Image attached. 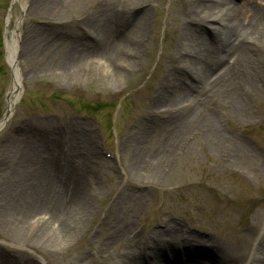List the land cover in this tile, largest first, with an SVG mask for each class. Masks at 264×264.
Here are the masks:
<instances>
[{
	"label": "rangeland",
	"instance_id": "1",
	"mask_svg": "<svg viewBox=\"0 0 264 264\" xmlns=\"http://www.w3.org/2000/svg\"><path fill=\"white\" fill-rule=\"evenodd\" d=\"M134 1L129 12V0H0V120L12 83L5 36L20 22L18 100L0 129V264H102L92 253L104 258L98 244L113 243L126 225L150 230L177 214L224 242L264 238V51L250 52L261 73L237 99L242 111L225 97L203 95L188 123L178 125L190 112L167 109L177 75L170 60L191 0ZM242 2L228 0L231 7ZM258 5L264 8V0ZM141 18L138 36L133 26ZM195 22L187 25L212 44L209 28ZM113 46L137 48V61L121 59L101 69L100 59ZM195 83L194 77L181 81L187 89ZM211 133L239 148L237 153L212 147ZM53 195L78 213L89 206L95 217L67 249L45 255L30 235L17 242L5 215L12 205H24L26 223L44 219L30 212L33 207L27 210L26 201L47 211L57 203ZM121 196L125 204L116 217L111 210ZM230 258L214 251L188 257L208 264ZM184 259L180 255L176 264Z\"/></svg>",
	"mask_w": 264,
	"mask_h": 264
},
{
	"label": "bare ground",
	"instance_id": "2",
	"mask_svg": "<svg viewBox=\"0 0 264 264\" xmlns=\"http://www.w3.org/2000/svg\"><path fill=\"white\" fill-rule=\"evenodd\" d=\"M19 1L13 0L12 5ZM205 1H209L210 4L202 3ZM205 1L191 0V6L185 10L184 23L178 32L179 36L173 47L174 54L170 60L175 68L174 73L177 75H174L172 83L173 96L167 98V109L168 111H180L184 115L190 112L189 116L182 117L178 125L188 123L189 117L191 118L192 114L205 102L202 98L203 95L225 97L227 103L234 105L233 108L242 111L237 99L241 98L242 91L248 94L244 86L247 84L255 86L260 79L261 70L250 55V52L260 53L264 51V8L258 5L260 0H242V4L237 7L229 6L228 0ZM128 3L127 8H132L135 1L129 0ZM140 6L142 5L140 4ZM21 9L23 11L25 8L22 7ZM129 10L131 9L128 8ZM101 13L104 14L105 11L102 12L101 9ZM90 18L91 21H96L97 14ZM191 19L196 21L197 25L200 24L209 28L213 45L197 36L187 25ZM9 20L10 17H8L7 24ZM19 26L20 22L17 23V30L11 34L10 38L7 34L5 36L6 56L12 70V83L7 98V112L0 120V129L6 124V116H11L18 100L17 90L20 86V77L16 56ZM143 26V18L139 19L133 26L138 36L142 34ZM105 30L106 27L103 26L99 31L98 38L100 40H102ZM138 56L137 48L126 49L121 46H113L112 50L107 51L99 62L103 63L101 69L106 70L105 68H111L114 63L116 66V63H119L121 59H126L125 62L131 64L137 61ZM189 77H194L197 83L190 84L187 89L181 84V81ZM194 91L197 92V95L191 96ZM207 124L210 125V129L213 128L211 121L207 120ZM208 136L211 137V142L215 143L212 147L220 146L222 149H229L231 154L237 153L239 150L233 145L221 143L224 140L220 138L218 133H211ZM46 151L51 157L53 146L49 140ZM71 155L72 153L69 154L68 158ZM157 166V162L153 160L151 168L155 171V168L158 169ZM57 184V182L52 183V189L56 188ZM21 187H25V183ZM52 197V202L55 203L56 201L57 203L53 204L55 206L47 211L44 209L38 211L35 208L36 205L28 201L25 202L27 210H31L28 208L33 207L34 209L30 212H40L35 217L44 215V219L39 218L37 220L34 217L35 221L26 223L21 216L25 210L24 205H20L18 208L12 205L5 215V221L12 226L11 233L16 241L20 242L24 239L26 241L30 235L32 245L45 255L56 254V252L67 249L69 243L83 228L84 224L95 217L94 211L87 205H83L78 213L70 207H61L59 196L53 195ZM121 198L122 196L116 201L118 206L111 210L116 217L123 211L125 204ZM137 227L126 225L125 231L115 234L116 238L112 239L115 243L105 241L98 244L99 250L105 255L104 258L99 256L97 252H93V256H97V260L99 259L102 264H176V259L180 255L185 256L182 264H208L209 262L205 260L192 261L188 257L201 252L214 251L219 255H233V258H230L226 264H264V238L261 237L258 238V241H254L252 238L247 239L244 241L246 244L235 243L230 238L224 242L216 239L214 232L198 231L194 225L189 226L178 214L177 216L166 217L158 225H152L150 230ZM245 245L247 248L243 250ZM236 246L239 247H237L239 251L233 248ZM82 264L88 263L83 261ZM91 264L97 263L92 262Z\"/></svg>",
	"mask_w": 264,
	"mask_h": 264
},
{
	"label": "water",
	"instance_id": "3",
	"mask_svg": "<svg viewBox=\"0 0 264 264\" xmlns=\"http://www.w3.org/2000/svg\"><path fill=\"white\" fill-rule=\"evenodd\" d=\"M9 117H10L9 115L6 116L5 123L8 121Z\"/></svg>",
	"mask_w": 264,
	"mask_h": 264
}]
</instances>
